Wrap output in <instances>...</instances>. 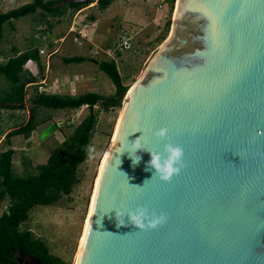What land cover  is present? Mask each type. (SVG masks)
Instances as JSON below:
<instances>
[{
  "label": "water",
  "instance_id": "water-1",
  "mask_svg": "<svg viewBox=\"0 0 264 264\" xmlns=\"http://www.w3.org/2000/svg\"><path fill=\"white\" fill-rule=\"evenodd\" d=\"M165 143L184 149L169 181L146 149ZM137 206L166 222L118 226ZM77 264H264V0H176L124 97Z\"/></svg>",
  "mask_w": 264,
  "mask_h": 264
},
{
  "label": "rangeland",
  "instance_id": "rangeland-1",
  "mask_svg": "<svg viewBox=\"0 0 264 264\" xmlns=\"http://www.w3.org/2000/svg\"><path fill=\"white\" fill-rule=\"evenodd\" d=\"M30 1L0 0V12ZM97 3L98 0H93L78 11L69 8L61 17L38 11L14 20V27L7 23L0 39V55H11L15 48L20 51L31 47H38L39 51L44 49L45 53H40L44 70H41L40 62L32 64L38 81L50 72V92L69 93V79L78 76L77 83L81 84H77V91L73 93L97 91L113 94L114 82L95 61L101 59H115L124 83L131 86L170 34L175 8L171 10L166 0H115L104 10ZM124 36L130 37L128 48L120 47ZM73 55H84L87 59L80 63L64 60ZM80 74L85 77H80ZM56 75L60 79H55ZM63 81H67L65 86L61 85ZM7 88L9 83L0 75V92ZM35 90L34 84L27 88L25 103L21 107L0 109V150L10 147L5 140L6 133L28 121L30 96ZM94 109L99 115L98 123L91 150L80 166L81 182L71 195H64L56 204L36 205L29 220L22 225V228H29L44 239L54 254L71 264L83 232L99 168L111 144L122 106L106 110L96 105ZM89 111L87 105L79 109L42 108L38 119L46 121L30 137H12L15 172H37L36 165L46 161ZM8 204L9 200L0 201V215ZM19 259L25 264H38L35 258L26 255H21Z\"/></svg>",
  "mask_w": 264,
  "mask_h": 264
},
{
  "label": "trees",
  "instance_id": "trees-1",
  "mask_svg": "<svg viewBox=\"0 0 264 264\" xmlns=\"http://www.w3.org/2000/svg\"><path fill=\"white\" fill-rule=\"evenodd\" d=\"M114 1L98 0L97 4L104 10ZM166 1L170 3L171 10H174L176 0ZM92 2L93 0H32L0 12V39L3 37L5 25L9 23L14 27V20L38 11L61 17L69 8L78 11ZM14 50L11 55H0L7 58L6 61L0 62V75L9 83V88L0 92V109L21 107L25 103L27 88L34 84L36 90L30 96L28 121L6 133L5 140L10 147L0 150V201L9 200L0 215V264H25L19 259L21 255L35 258L38 264H71L54 254L44 239L36 236L29 228H22V225L29 220L31 210L36 205H53L64 195L72 194L76 185L81 182L80 166L86 161L91 150L98 123V112L91 107L100 105L108 110L122 106L130 86L124 83L115 59H101L98 64L100 69L106 72L115 84L113 94L106 95L97 91L79 94L40 91L38 76L26 66L30 59L41 64L39 48ZM86 59L84 55L64 58L67 63H80ZM41 70H44L42 64ZM84 105L90 108L87 116L75 127L72 134L49 154L46 161L36 165L37 172L17 174L14 170L15 149L11 146L12 137H30L33 131L46 121L38 119L42 108L79 109Z\"/></svg>",
  "mask_w": 264,
  "mask_h": 264
},
{
  "label": "clouds",
  "instance_id": "clouds-1",
  "mask_svg": "<svg viewBox=\"0 0 264 264\" xmlns=\"http://www.w3.org/2000/svg\"><path fill=\"white\" fill-rule=\"evenodd\" d=\"M166 134V128H161L154 133V135L158 138H163L166 136ZM140 137H138L133 143L130 144V149L127 150L128 152L134 150L136 153V150L138 149H145ZM146 149L151 154L149 165L150 168L155 170L153 176H157L160 180H171L173 175L178 174L184 167V149L179 145L165 143L162 150H159L155 147ZM137 157L138 158L133 159V164H136L140 160V157L138 155ZM134 187L143 188L137 185ZM125 214H127V216L129 217V223L137 226L139 230L155 229L157 226L165 223L167 220V216L164 214L157 215L155 212H151L147 207L137 206L135 209L116 210L118 226L125 224V220L123 219V216Z\"/></svg>",
  "mask_w": 264,
  "mask_h": 264
},
{
  "label": "built area",
  "instance_id": "built-area-1",
  "mask_svg": "<svg viewBox=\"0 0 264 264\" xmlns=\"http://www.w3.org/2000/svg\"><path fill=\"white\" fill-rule=\"evenodd\" d=\"M131 45V43H130V37H126V36H124L123 37V40H122V42L120 43V47L121 48H128L129 46ZM40 53L41 54H44L45 53V50L44 49H41V51H40ZM7 60V58L6 57H4V56H0V62H3V61H6ZM33 62H35V61H33L32 59H30L29 61H28V63H27V67H28V69L33 73V74H36L35 72H34V70H33ZM46 71L48 72V70L46 69ZM48 75L49 74H45V76H43L42 77V79L40 80V81H38L37 82V84L39 85V90L40 91H44V92H49V93H51L49 90H50V87L51 86H49L50 84H49V81H48ZM67 81H63L62 83H61V85L62 86H65V83H66Z\"/></svg>",
  "mask_w": 264,
  "mask_h": 264
},
{
  "label": "bare ground",
  "instance_id": "bare-ground-1",
  "mask_svg": "<svg viewBox=\"0 0 264 264\" xmlns=\"http://www.w3.org/2000/svg\"><path fill=\"white\" fill-rule=\"evenodd\" d=\"M113 138H114V135H113ZM113 138H112V141H113ZM112 141H111V144H112ZM111 144H110V146H111ZM110 146L108 147V149H107V151H106V153H105V155L103 157V160L101 162L100 168H99L98 176H97V179H96V182H95V189H94V192H93V195H92V199H91L90 208L88 210V214H87L86 219H85L83 232H82V235H81V238H80V242H79V245H78V249L76 251V254H75V257H74V261H73L72 264H77L78 263V259H79V255H80L81 248H82V245H83L84 237H85V234H86L88 223L90 221V215H91V212H92V207H93V203H94V199H95V191H96L99 175L101 173L102 166H103V163L105 161L106 155L109 152Z\"/></svg>",
  "mask_w": 264,
  "mask_h": 264
},
{
  "label": "crops",
  "instance_id": "crops-1",
  "mask_svg": "<svg viewBox=\"0 0 264 264\" xmlns=\"http://www.w3.org/2000/svg\"><path fill=\"white\" fill-rule=\"evenodd\" d=\"M2 6V5H1ZM12 9V8H11ZM2 12H5V11H2ZM86 34L84 33L83 36H85ZM50 74V72H49ZM52 76V75H51ZM58 75H56V78L55 79H60L59 77H57ZM77 77L78 76H74V79H69V88H70V92L71 94H75L73 93V91H77V86L80 85L77 83ZM80 77H85L83 74H80ZM78 84V85H77ZM76 94H79V93H76Z\"/></svg>",
  "mask_w": 264,
  "mask_h": 264
}]
</instances>
